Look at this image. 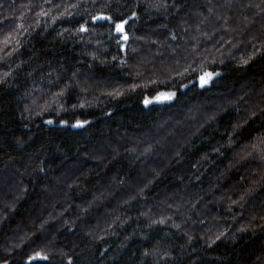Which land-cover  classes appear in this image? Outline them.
<instances>
[{
  "label": "trees",
  "instance_id": "16d2710c",
  "mask_svg": "<svg viewBox=\"0 0 264 264\" xmlns=\"http://www.w3.org/2000/svg\"><path fill=\"white\" fill-rule=\"evenodd\" d=\"M0 264H264V0H0Z\"/></svg>",
  "mask_w": 264,
  "mask_h": 264
},
{
  "label": "water",
  "instance_id": "95a60500",
  "mask_svg": "<svg viewBox=\"0 0 264 264\" xmlns=\"http://www.w3.org/2000/svg\"><path fill=\"white\" fill-rule=\"evenodd\" d=\"M123 24V26H124V31H123V33H121V32H118L117 30V34L121 37L120 38V43H125L126 41H128L129 40V35L126 33V26H127V24H126V22H123L122 23ZM125 35H126V39H125ZM123 50H125V48H123ZM210 74V75H209ZM214 74L213 73H211V72H206L205 74H203L201 77H200V79H199V84H200V86L203 88V87H205V86H207L208 85V83L214 78ZM167 100V98L166 97H161L160 99H159V101L160 102H164V101H166ZM37 260H40V261H42V260H45V258H42V257H39V258H36V259H34L33 261H37ZM29 263V262H28Z\"/></svg>",
  "mask_w": 264,
  "mask_h": 264
},
{
  "label": "snow or ice",
  "instance_id": "6c2138e0",
  "mask_svg": "<svg viewBox=\"0 0 264 264\" xmlns=\"http://www.w3.org/2000/svg\"><path fill=\"white\" fill-rule=\"evenodd\" d=\"M98 19H111L110 17H99ZM83 30V29H82ZM116 30L118 31V32H121V33H123V31H124V26H123V24L121 23V24H117L116 25ZM127 37H126V35H125V39H126ZM210 75V74H209ZM163 95V94H162ZM168 98H170V96L168 97ZM45 259H46V257H45Z\"/></svg>",
  "mask_w": 264,
  "mask_h": 264
},
{
  "label": "rangeland",
  "instance_id": "374dc122",
  "mask_svg": "<svg viewBox=\"0 0 264 264\" xmlns=\"http://www.w3.org/2000/svg\"><path fill=\"white\" fill-rule=\"evenodd\" d=\"M127 33V32H126ZM130 38V37H129ZM172 69V68H171ZM200 79V78H199ZM164 96V95H163ZM167 98V97H166Z\"/></svg>",
  "mask_w": 264,
  "mask_h": 264
}]
</instances>
